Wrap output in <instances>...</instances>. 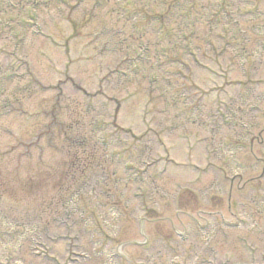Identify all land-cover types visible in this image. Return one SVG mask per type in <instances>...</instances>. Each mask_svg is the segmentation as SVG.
<instances>
[{
  "label": "rangeland",
  "instance_id": "1",
  "mask_svg": "<svg viewBox=\"0 0 264 264\" xmlns=\"http://www.w3.org/2000/svg\"><path fill=\"white\" fill-rule=\"evenodd\" d=\"M45 1L50 5L46 3L44 6ZM67 1L70 6H64L58 0H0V5L6 10L3 16L0 15V26L6 23L15 27V32H5L3 36L0 29V49L6 45V51L14 52L18 58L7 60V57H1L0 74L15 63L16 75L22 73L27 76L0 81V86H3L0 94V212L13 221L40 224L52 256L61 260L41 264L68 262L66 249L70 241H57L60 235H70L76 241L73 243L75 251L91 255L106 245L116 251L120 242L144 241L137 218L141 208L139 200L133 197L137 188L133 182L127 184L124 180V166L131 162L128 159L130 152L134 151L133 157L140 160L138 157L144 150L124 131V128H132L139 135L147 129L141 125V120L139 122V115L135 114L137 109L139 114L141 110L146 112L150 122L148 129L160 134L165 127L168 128L173 115L181 111H168L164 103L167 99L171 103L181 102L183 98L177 99V92L185 89L182 86L186 85L192 89L197 87L202 95L211 93L205 98L207 103L203 102L208 109L202 116L207 117L210 113L215 117L217 85L213 80L218 82L217 72H226L225 68L232 74L228 82L234 85L226 86V93L221 94L223 100L227 103L230 98L236 99L240 106L244 101L241 97L249 94L251 98L249 96L245 104L246 112L251 103L256 104L258 100L264 109V0H100L102 5L97 7H94L93 0H85L80 6L76 5V0ZM21 2L23 4L17 5ZM7 16H11V21H6ZM4 28L10 29L8 26ZM38 32L47 34V38ZM67 43H70L68 55L65 53ZM151 76L156 78V84H149ZM32 81L34 83H30ZM168 82L175 90L166 94L164 90ZM27 85L29 89L22 91ZM195 90L189 93L191 103L198 96ZM121 102L122 108L116 115V106ZM8 109L15 112L3 115L5 110L9 113ZM261 119L260 114L255 118L241 114L237 121L234 119L235 128L230 132L233 138L227 143L233 145L234 138L249 134L240 127L241 122L249 124L254 121L256 129H259L264 126ZM51 122L56 125L51 127ZM116 125L119 131L123 130L118 135V129L114 128ZM190 129L202 134L198 127L189 126ZM183 131H188V128L184 130L181 127L175 132L174 139ZM227 132L225 129L224 133ZM42 134L46 137L39 140ZM104 140L106 145L102 142ZM147 140H153L149 146L155 150L153 160L169 158L163 149L155 147L152 134ZM20 141L21 144L26 141L32 147L36 144L30 150L31 157L25 155L24 146L18 145ZM178 146L183 147L179 143ZM248 150L243 152L240 161L250 167L255 162L248 157ZM259 150L260 146L255 145L256 158L261 156ZM94 156L104 165L101 171L88 161ZM188 156V160L196 158ZM214 160L218 167L222 166L216 158ZM73 163L76 166L70 170ZM86 164L89 165L87 169ZM257 166L256 171L233 182L229 178L218 179L220 175L214 170L202 179L201 173L195 184L194 174L174 170L165 174L163 179H157L154 185L147 181L144 186L151 193L150 205L160 204L161 215L169 222H146L145 233L151 237L152 248L145 252L144 248L127 246L123 250L125 256L134 264L151 261L153 256H157L159 264H236L247 261L264 264V210L261 215L253 213L255 203L251 201L260 202L264 197V170ZM158 167H154L151 174L160 173L163 167L160 164ZM64 172L69 175L70 191L86 186L96 188L100 194L106 191L114 197L122 195L119 201L100 198V202L120 203L123 220L119 225L121 234L115 242L105 239L98 231L94 233L91 228L86 231L87 221L75 213L74 204L68 207L69 218L64 216L63 210L59 212L58 202L50 203V199L59 193L58 185ZM103 172L107 176L103 177ZM107 177L109 181L106 184L104 179ZM84 180L87 182L83 185ZM116 181H119L118 185ZM215 181L221 184L220 187L213 184ZM178 183L184 187L183 190L176 186ZM34 184L38 187L30 193ZM42 186L45 187L40 189ZM157 188L164 189L163 197L157 193ZM188 188L198 196V210L190 212L193 216H177L178 206L174 199ZM216 188H222L221 192H241L231 203L228 196H224L222 208L200 201L204 194L217 192L211 191ZM253 189L262 190L256 198L249 194ZM82 195L89 209L99 201L96 194L85 192ZM127 201L132 204L125 205ZM215 210L221 211L222 215L212 218L207 214H213ZM234 213L239 218L245 217L250 225L245 229L224 227L222 221L235 224L237 218ZM56 216L68 222L70 227L53 222ZM208 219L210 226L214 222L218 224L212 234H204L206 231L200 229V226L207 225ZM157 226L171 237L168 241L173 246L171 249L163 246L162 242L154 246L159 241L155 234ZM47 237L57 242L51 243ZM206 239H210L208 244H205ZM30 258L28 255L26 260ZM105 263L106 259L98 257L84 264ZM120 263L130 264L121 260Z\"/></svg>",
  "mask_w": 264,
  "mask_h": 264
},
{
  "label": "trees",
  "instance_id": "2",
  "mask_svg": "<svg viewBox=\"0 0 264 264\" xmlns=\"http://www.w3.org/2000/svg\"><path fill=\"white\" fill-rule=\"evenodd\" d=\"M96 156H94L93 158H91L90 160H88L89 162H90V164H92V166L93 165H95L96 164V162H97V160H95L94 158H95ZM76 166V164H70V170H73L74 169V167ZM85 166H87L86 168H88V166L89 165H85ZM98 166V165H97ZM68 173L67 172H64L63 174H62V181L59 183V185H58V187L61 189V188H63V187H65L66 185H71V184H69V179H68ZM45 186H42L40 189H42V188H44ZM34 188H35V186L33 185L32 187H30V191H33L34 190ZM51 203H53V202H51ZM151 216V219H155L156 218V214L154 215V214H151L150 215Z\"/></svg>",
  "mask_w": 264,
  "mask_h": 264
},
{
  "label": "flooded vegetation",
  "instance_id": "3",
  "mask_svg": "<svg viewBox=\"0 0 264 264\" xmlns=\"http://www.w3.org/2000/svg\"><path fill=\"white\" fill-rule=\"evenodd\" d=\"M254 258H256V257L254 256Z\"/></svg>",
  "mask_w": 264,
  "mask_h": 264
}]
</instances>
